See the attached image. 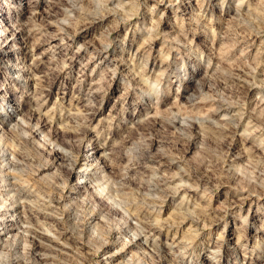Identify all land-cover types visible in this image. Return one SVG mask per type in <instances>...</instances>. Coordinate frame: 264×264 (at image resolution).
I'll return each mask as SVG.
<instances>
[{
    "label": "clouds",
    "instance_id": "obj_1",
    "mask_svg": "<svg viewBox=\"0 0 264 264\" xmlns=\"http://www.w3.org/2000/svg\"><path fill=\"white\" fill-rule=\"evenodd\" d=\"M0 264H264V0H0Z\"/></svg>",
    "mask_w": 264,
    "mask_h": 264
}]
</instances>
